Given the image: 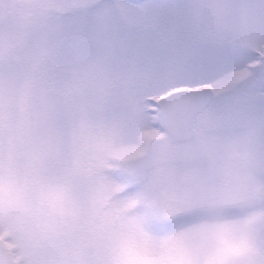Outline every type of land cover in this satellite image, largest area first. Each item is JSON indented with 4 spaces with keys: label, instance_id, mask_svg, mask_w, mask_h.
Segmentation results:
<instances>
[{
    "label": "snow or ice",
    "instance_id": "6c2138e0",
    "mask_svg": "<svg viewBox=\"0 0 264 264\" xmlns=\"http://www.w3.org/2000/svg\"><path fill=\"white\" fill-rule=\"evenodd\" d=\"M0 264H264V0H0Z\"/></svg>",
    "mask_w": 264,
    "mask_h": 264
}]
</instances>
